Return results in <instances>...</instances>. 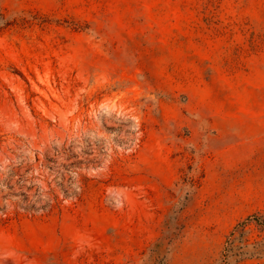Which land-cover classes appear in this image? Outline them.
Segmentation results:
<instances>
[{
  "label": "rangeland",
  "instance_id": "1",
  "mask_svg": "<svg viewBox=\"0 0 264 264\" xmlns=\"http://www.w3.org/2000/svg\"><path fill=\"white\" fill-rule=\"evenodd\" d=\"M0 13V260L264 264V0Z\"/></svg>",
  "mask_w": 264,
  "mask_h": 264
},
{
  "label": "bare ground",
  "instance_id": "2",
  "mask_svg": "<svg viewBox=\"0 0 264 264\" xmlns=\"http://www.w3.org/2000/svg\"><path fill=\"white\" fill-rule=\"evenodd\" d=\"M0 264H11L9 261L0 260Z\"/></svg>",
  "mask_w": 264,
  "mask_h": 264
},
{
  "label": "trees",
  "instance_id": "3",
  "mask_svg": "<svg viewBox=\"0 0 264 264\" xmlns=\"http://www.w3.org/2000/svg\"><path fill=\"white\" fill-rule=\"evenodd\" d=\"M0 19H3V18H2V14H1V13H0ZM254 219H255V218H254ZM224 250H226V249H224Z\"/></svg>",
  "mask_w": 264,
  "mask_h": 264
}]
</instances>
